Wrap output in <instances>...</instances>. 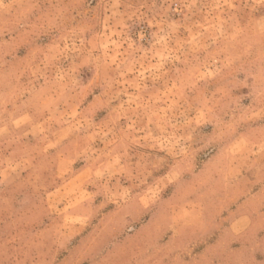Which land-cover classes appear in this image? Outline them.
<instances>
[{
  "label": "rangeland",
  "instance_id": "374dc122",
  "mask_svg": "<svg viewBox=\"0 0 264 264\" xmlns=\"http://www.w3.org/2000/svg\"><path fill=\"white\" fill-rule=\"evenodd\" d=\"M259 190L264 0H0V264L175 228L196 264H264V226L223 231Z\"/></svg>",
  "mask_w": 264,
  "mask_h": 264
},
{
  "label": "crops",
  "instance_id": "0c3cea01",
  "mask_svg": "<svg viewBox=\"0 0 264 264\" xmlns=\"http://www.w3.org/2000/svg\"><path fill=\"white\" fill-rule=\"evenodd\" d=\"M64 160H60V175L58 173L59 177H63L65 173L61 172L63 168H61L62 162ZM30 163V162H29ZM32 163V162H31ZM35 163L36 160H35ZM72 163V162H71ZM59 165V164H58ZM58 170V169H57ZM56 170V171H57ZM64 170V169H63ZM62 170V171H63ZM59 171V170H58ZM67 172V169H66ZM59 187L54 189L51 193L58 192ZM261 190L256 192L254 195L249 197L248 201L254 204L252 207H248V205L242 206L239 210L234 213L232 217L231 224L226 228V230H223L226 235L233 236L234 238H239L242 234L243 228H245L246 223L248 221L249 229L257 228L260 224V227L264 226V221L260 222L262 216L264 215L263 209H261L262 206H264V200L260 198ZM46 197L49 196L48 193L45 194ZM247 202V201H246ZM45 205L48 206V201L44 203V205H34L32 207H27L26 212L35 214V213H43V211H47ZM34 207V208H33ZM40 207V208H39ZM128 223V221H125ZM124 222V223H125ZM140 232V227L137 230ZM165 234V232H164ZM161 240H158L156 237L153 238L151 246H145L146 243L143 239L137 238V240L134 242L129 237H124L121 240V245L123 244L128 245L129 247L123 248L122 255L118 258L115 257V255L118 254V251H120V245L117 243H112V245H109L106 248H102L101 244L103 243L104 238H100L96 240L93 244V248L91 251V254H94L95 256H91L88 260V264H148L149 261L146 262L145 256L146 254H151L152 264H173L174 261H182V264H195L197 262L203 261V255L202 253H196L193 255V250L189 248L191 244L186 240V237L188 236V232L183 228H175L174 231L167 233L166 235H163ZM86 241V238L79 239V242H72V247L68 249V254L66 256H63L62 259H58L57 264H62V262H72V264H79L78 261H76L75 257L79 255L78 251L80 249V246H82ZM44 243V242H42ZM59 243V242H58ZM149 245V242H147ZM198 242L194 243L195 245ZM61 242L59 243V245ZM215 247L221 246L222 244V237L217 238L213 244ZM101 247V248H100ZM193 247V246H192ZM188 248V252H187ZM194 249V248H193ZM150 252V253H149ZM188 253V257L185 256ZM183 253V254H182ZM136 255L135 260H126L125 258L130 255ZM216 260H219V253L216 252V255L214 256Z\"/></svg>",
  "mask_w": 264,
  "mask_h": 264
}]
</instances>
